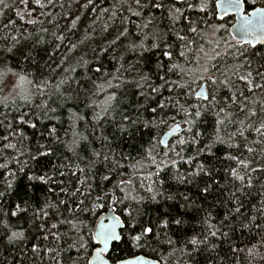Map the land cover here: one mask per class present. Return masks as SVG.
I'll list each match as a JSON object with an SVG mask.
<instances>
[{
    "label": "trees",
    "instance_id": "trees-1",
    "mask_svg": "<svg viewBox=\"0 0 264 264\" xmlns=\"http://www.w3.org/2000/svg\"><path fill=\"white\" fill-rule=\"evenodd\" d=\"M244 1L247 12L264 6V0ZM215 3L45 0L41 7L33 0H3L0 86L14 73L27 81V88L13 100L0 93V192L5 193L0 197V264H88L97 248L96 223L113 200L125 223L122 240L108 255L114 263L144 255L161 264H264V88L255 87L264 85L257 75L264 73V46L237 42L230 34L234 18L218 20ZM169 8H179L182 15L173 21ZM153 33L159 38L153 39ZM141 41L143 49L133 47ZM208 50L212 55L203 72L201 58ZM249 72L251 85L238 78ZM141 74L148 80L136 87L133 81ZM203 75L209 77L207 99L196 96ZM153 86L159 91L152 92ZM109 94L123 98L120 110L138 108L156 126L141 127L131 138L114 136L111 115L97 122ZM157 100L166 104L163 110ZM153 107L159 116L150 111ZM174 124L185 128L163 148L161 136ZM74 139L80 159L66 148ZM93 150L109 159L101 156L85 167ZM200 164L207 174L189 183ZM231 169L245 179L233 177ZM38 174L51 179H29ZM121 180L123 191L114 187ZM204 181L211 185L206 199L200 191ZM153 194L155 199H149ZM78 205L87 208L81 211ZM235 207L240 212L229 216ZM226 216L231 227L224 226ZM174 217L184 223L172 224ZM161 219L169 221L167 228L159 225ZM141 225L152 227L155 235L137 244L131 236ZM14 231L23 237L10 240ZM211 231L217 234L205 244L188 243Z\"/></svg>",
    "mask_w": 264,
    "mask_h": 264
},
{
    "label": "snow or ice",
    "instance_id": "snow-or-ice-1",
    "mask_svg": "<svg viewBox=\"0 0 264 264\" xmlns=\"http://www.w3.org/2000/svg\"><path fill=\"white\" fill-rule=\"evenodd\" d=\"M36 2L39 4L40 3V0H36ZM88 4H91L92 3V0H87ZM136 4L137 5H140V0H135ZM180 3H183V0H179ZM239 2L240 0H227V5L225 7V10L227 11L228 8H234V7H238L239 5ZM3 3V0H0V4ZM49 3H52V0H49ZM7 6V5H5ZM41 7H44L43 4H40ZM154 6L156 8H160L162 7L161 4H154ZM169 14H170V18L173 20V21H176L178 19L179 16L182 15V13L180 12V9L179 8H169ZM136 15H139V13L137 12ZM28 23H31V24H36L37 21L36 20H29ZM75 22H73V26H74ZM147 25H145L146 27ZM43 30V29H42ZM192 32H196V29L195 28H191L190 29ZM46 31V30H44ZM245 32L248 34V35H251V31L248 30V29H245ZM123 35V33H121ZM146 36L148 35L147 33L145 34ZM152 38L153 39H158L159 36L158 34L156 33H153L152 35ZM57 39H63L62 36H58ZM180 39H184V37H180ZM73 47H75V45H73ZM133 47H139L141 49H143L144 47V44H143V41H141L140 44H133ZM181 55H184V53H181ZM83 63L86 64V61H84ZM173 68H178L179 65H173L172 66ZM97 71H99V69H96ZM120 69H117V72H119ZM257 75H260L262 78H264V73H260L259 71L257 72ZM251 76H252V73L249 72L248 73V76L245 77L244 75H239V79L240 80H245L247 84L251 85L253 83V80L251 79ZM23 79V78H21ZM114 79H117L119 80V77H114ZM160 79H163V77H160ZM148 80V77L141 74L140 75V79L139 80H135L133 81L134 85L136 87H141V83L140 81H145L147 82ZM61 84L64 83V81L62 80L60 82ZM169 82L165 80V84H168ZM213 83H215V81H213ZM119 86V84L117 85V87ZM44 87H47V84L45 83ZM59 86H57L58 88ZM100 90H104V85H99L98 86ZM256 88H264V85H261V84H256L255 85ZM37 90L39 91L40 90V85L38 84L37 85ZM152 92H158L159 89L158 87H155L153 86L152 87ZM207 98V97H205ZM22 99L24 100H29V97L28 96H24L22 97ZM123 103V98H121L120 100L117 99L116 95L114 94H109L104 102V107L101 108V112L103 113V116H99L97 115V122L99 123L102 119L103 120H107L108 117L111 115V120L112 122H114L115 124V129H116V132L113 133V135L115 136L117 133H119L121 136L124 135L125 133L128 134V136L131 138L135 135V132L137 130H139V128L141 127H144V128H151V127H155L156 125L153 123V120L152 119H147L145 120V118L143 117V113L140 111V109H135L134 111L133 110H129V111H124V110H120V104ZM178 103V102H177ZM156 105L157 107H159L161 110H163L165 107H166V104L165 103H161L159 100L156 101ZM129 108L131 109V105L129 106ZM181 110L185 112V114L187 116H192L193 113H188L185 109H183V106H181ZM145 111H148V109H145ZM152 113H155L157 116H159L160 114L157 113V108L156 107H153L151 110H150ZM113 113H115V115H112ZM119 116V120L117 121L116 120V116ZM194 116L195 117H199L200 116V111L197 110L195 113H194ZM175 119V117H173V120ZM188 123H192L193 121H186ZM33 127H35V125H33ZM177 127H179V125H177ZM261 128H264V122H262L261 124ZM261 128H257L256 131L257 132H260L261 131ZM264 134V133H262ZM242 135V133H241ZM81 139L83 140H86L87 137H83L81 136L80 137ZM103 140L107 141L108 140V137L107 136H103ZM195 141V137H193V142ZM181 144L185 143L184 140H181L180 141ZM76 146H77V141L74 139L72 141V144L71 145H66V148L68 151L72 152L74 156L77 157V159H80L78 153L76 152ZM8 147H15L14 145H8ZM206 147H210V146H206ZM148 153H151L153 151V149L149 148L147 149ZM248 151L249 152H252L253 149L252 148H248ZM51 154V150H49L48 153H45V155H49ZM102 156V159L107 161L109 159L108 155L107 154H101L100 152H96L95 150H93V153H92V157L91 159H88L86 162L84 161H81V162H84L85 163V167H92L94 166L95 162H96V159L95 158H100ZM231 159H236V157H230ZM152 162L155 163V157L153 156L152 157ZM241 165H243L245 168L248 167L247 164H245V162L243 160H240L238 161ZM115 165L119 166V161H114L113 162ZM139 163V162H137ZM161 163H163V161H161ZM2 166V165H0ZM64 167H68V165H64ZM135 167V166H134ZM57 171H59V169H57ZM80 171L81 172H84V168H80ZM253 171H255V169H253ZM208 172V169L205 168V166L203 164H200L198 165V170L197 171H194L193 173H191V179L188 180L189 183H191L192 181H194L196 179L197 176H199L201 173H205L207 174ZM60 175H64V173H60ZM231 175L233 177H235L236 179L238 180H241L243 181L245 179L244 176H240L239 173L235 170V169H231ZM182 181L184 180V177H179ZM29 179H35V180H38V181H41V182H44V183H47L48 180L51 179V177H47L46 178V174L44 175H36L34 177H29ZM79 179V178H78ZM105 180H108L109 177L108 176H105L104 177ZM125 181L121 180L118 184H116L114 187L123 191V186L125 185ZM128 184L131 183V181L129 180L127 182ZM249 185L251 183V181L248 182ZM9 187H11V185H9ZM211 185L208 184L206 181H204V186L200 189L201 193L205 194V199L207 198V195H211ZM147 191L149 193H152L153 190L151 188H148ZM5 195L4 192H0V197H3ZM235 197V194L233 193L232 194V197L230 198H234ZM172 197H169V199H171ZM97 199H99V197H97ZM132 199H137L136 197H132ZM140 199H143L142 197ZM149 199H155V194L149 196ZM60 203H63V201H60ZM222 203V201H221ZM80 204H83V201H80ZM18 209L20 208V205H17L16 206ZM49 207H55V205H49ZM78 208H80V206L78 205L77 206ZM85 208H87V206H85ZM85 208H80L81 211H84ZM22 211H26V209H22ZM41 212L43 213V209H41ZM232 212H235V213H239L240 212V207H235L231 212H229V216L232 215ZM129 216L132 215V213L129 211L127 213ZM12 215H16L15 212L12 213ZM118 219V218H117ZM225 220H228V223L225 224L224 226L225 227H231V220L228 219V217L226 216L225 217ZM171 223L174 224V225H181L184 223V221L180 218H173L171 220ZM159 225H162L164 228H167L169 226V221L166 220V219H161L159 221ZM158 225V226H159ZM242 227H246V225H241ZM53 228L56 227L55 224L52 225ZM73 228H76V225L73 224L72 225ZM213 227V225H209V228ZM78 230V229H77ZM216 231H211L209 233H207V235L204 236L203 239H200L198 240L197 238L193 237L192 239H190L188 241V243H190L191 245L195 246L197 245L198 243L199 244H205L207 242V238L208 236H216ZM154 230L152 227H145L143 225L140 226V231L138 234H135L133 236H131V240L136 242L137 244H140V243H147V239L146 237L148 236H154ZM221 235H227V232H221ZM23 237V233L22 232H12L11 233V236L9 237L10 240H13V239H21ZM103 239H104V242H105V245H107V241L109 239H114V240H117L119 241L120 239H122V237L116 235L114 232H105L103 233ZM99 243V242H97ZM83 246V245H82Z\"/></svg>",
    "mask_w": 264,
    "mask_h": 264
},
{
    "label": "water",
    "instance_id": "water-1",
    "mask_svg": "<svg viewBox=\"0 0 264 264\" xmlns=\"http://www.w3.org/2000/svg\"><path fill=\"white\" fill-rule=\"evenodd\" d=\"M174 1L180 3L179 0ZM185 1L193 0H183V2ZM215 5L218 20L223 21L229 17L234 18V22L230 26V34L237 42L255 47L264 46V6L255 7L247 12L244 0H240L238 7L228 8L227 11L225 10L227 0H216ZM245 29L250 30L251 35H248L245 32ZM196 96L203 99L208 98L206 81L202 82L200 87L196 90ZM177 125H179V127H177ZM182 130L183 126L181 124H174L171 126L161 136V146L163 148H168L170 143L180 134ZM124 228L125 223L115 213L113 200L109 210L103 214L96 223L94 238L95 242L99 243H97V248L91 254L88 264H161L159 261L148 258L144 255H137L115 263L112 262L108 258V255L110 254L113 244L119 243L122 239L119 241L109 239L107 241V245H105L103 233L111 231L122 237L121 231Z\"/></svg>",
    "mask_w": 264,
    "mask_h": 264
},
{
    "label": "rangeland",
    "instance_id": "rangeland-1",
    "mask_svg": "<svg viewBox=\"0 0 264 264\" xmlns=\"http://www.w3.org/2000/svg\"><path fill=\"white\" fill-rule=\"evenodd\" d=\"M33 1L36 5H40L45 0H40L39 4L36 2V0H33ZM205 3H207V2H205ZM211 55H212L211 51L208 50L207 52H205V54L201 58V64L203 65L201 67V69L203 72H205V66L204 65L209 62V60L211 59ZM21 78H23V77H21L20 75L14 74V73H11L5 77L4 81L1 83V86H0V93L4 99L13 100L14 98H16V96H18V94H20L26 90L27 81L24 78L23 79H21ZM208 78L209 77L207 75H203L202 82H205V81L207 82ZM201 83L199 84L197 89L200 87ZM182 126L184 129L185 125H182ZM177 143H175V145ZM105 213H103V214H105Z\"/></svg>",
    "mask_w": 264,
    "mask_h": 264
}]
</instances>
